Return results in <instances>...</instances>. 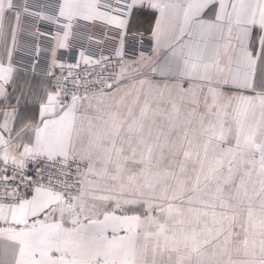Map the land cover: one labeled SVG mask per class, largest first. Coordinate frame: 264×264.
Masks as SVG:
<instances>
[{
  "label": "snow or ice",
  "instance_id": "1",
  "mask_svg": "<svg viewBox=\"0 0 264 264\" xmlns=\"http://www.w3.org/2000/svg\"><path fill=\"white\" fill-rule=\"evenodd\" d=\"M0 264H264V0H0Z\"/></svg>",
  "mask_w": 264,
  "mask_h": 264
},
{
  "label": "crops",
  "instance_id": "2",
  "mask_svg": "<svg viewBox=\"0 0 264 264\" xmlns=\"http://www.w3.org/2000/svg\"><path fill=\"white\" fill-rule=\"evenodd\" d=\"M93 31H96V32H97V39L104 40V42H103V43H100V44H97V43L93 42V43L91 44V47H93V48H101V49H103L104 54H107L109 51H111V49H112L114 46H113L112 44L106 42V37H102V36H100V34H99V30L94 29ZM145 47L147 48L148 45L146 44ZM99 54H100V53H97V55H99Z\"/></svg>",
  "mask_w": 264,
  "mask_h": 264
}]
</instances>
